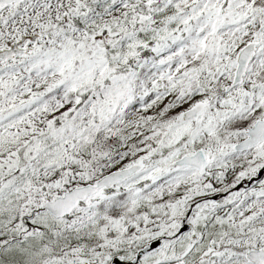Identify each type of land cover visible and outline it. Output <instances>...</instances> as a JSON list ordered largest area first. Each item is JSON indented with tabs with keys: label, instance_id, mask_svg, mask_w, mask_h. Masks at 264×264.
I'll return each instance as SVG.
<instances>
[{
	"label": "snow or ice",
	"instance_id": "snow-or-ice-1",
	"mask_svg": "<svg viewBox=\"0 0 264 264\" xmlns=\"http://www.w3.org/2000/svg\"><path fill=\"white\" fill-rule=\"evenodd\" d=\"M0 264H264V0H0Z\"/></svg>",
	"mask_w": 264,
	"mask_h": 264
}]
</instances>
